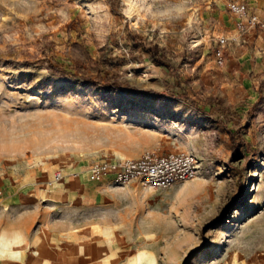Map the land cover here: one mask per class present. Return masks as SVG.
<instances>
[{
    "label": "rangeland",
    "instance_id": "374dc122",
    "mask_svg": "<svg viewBox=\"0 0 264 264\" xmlns=\"http://www.w3.org/2000/svg\"><path fill=\"white\" fill-rule=\"evenodd\" d=\"M236 3L264 17V0H0V264H264V32L236 31ZM145 151L199 173L48 186Z\"/></svg>",
    "mask_w": 264,
    "mask_h": 264
},
{
    "label": "built area",
    "instance_id": "2783aa9c",
    "mask_svg": "<svg viewBox=\"0 0 264 264\" xmlns=\"http://www.w3.org/2000/svg\"><path fill=\"white\" fill-rule=\"evenodd\" d=\"M228 10L238 33L242 34L249 29L264 32V19L245 4H229ZM233 40L243 43L241 37L234 36ZM86 173L88 180L92 182L123 185L138 181L144 186L165 189L179 182L195 179L199 173V163L196 155L188 151L167 154L145 151L137 158L95 159L89 163ZM63 178L62 171L56 170L48 185L54 186Z\"/></svg>",
    "mask_w": 264,
    "mask_h": 264
},
{
    "label": "crops",
    "instance_id": "0c3cea01",
    "mask_svg": "<svg viewBox=\"0 0 264 264\" xmlns=\"http://www.w3.org/2000/svg\"><path fill=\"white\" fill-rule=\"evenodd\" d=\"M253 12H255V11H253ZM255 13H257V12H255ZM258 14V13H257ZM259 15V14H258ZM260 16V15H259ZM261 18H263L264 19V17H262V16H260ZM232 21H233V24H234V19H233V17H232ZM234 28H235V26H234ZM253 30H257V29H249L248 31H246V32H244V33H242V34H244L243 36L246 38V36H247V34H249L250 32H254ZM256 32V31H255ZM260 32H261V30H260ZM263 32V31H262ZM244 37H241L242 38V40H243V42L245 41V38ZM259 37H261V35L259 36ZM236 44H241L240 42H236ZM168 98H170V99H176V100H181L180 98H175V97H171V96H168V95H166ZM89 165V164H88ZM88 165H87V167H88ZM87 167H86V169H87ZM86 169L84 170V171H81V170H79V169H74V170H72V171H70V172H62L63 174H64V178H63V180L60 182V183H62L65 179H67V177H71V178H73V179H77V180H80V181H85V182H90V183H93V184H97V185H100V184H107V183H97V182H92V181H89L88 180V178H87V173H86ZM52 177V176H51ZM51 179V178H50ZM57 184H59V183H57ZM56 185V184H55ZM49 186V185H48ZM53 187V186H52ZM13 190H11V194H15V191H14V193L12 192ZM6 239V238H5ZM0 245H1V243H0Z\"/></svg>",
    "mask_w": 264,
    "mask_h": 264
},
{
    "label": "bare ground",
    "instance_id": "6f19581e",
    "mask_svg": "<svg viewBox=\"0 0 264 264\" xmlns=\"http://www.w3.org/2000/svg\"><path fill=\"white\" fill-rule=\"evenodd\" d=\"M16 241V239H14L13 241H6V244L3 246V249H7L10 245H12L14 242ZM18 242V241H17Z\"/></svg>",
    "mask_w": 264,
    "mask_h": 264
},
{
    "label": "trees",
    "instance_id": "16d2710c",
    "mask_svg": "<svg viewBox=\"0 0 264 264\" xmlns=\"http://www.w3.org/2000/svg\"><path fill=\"white\" fill-rule=\"evenodd\" d=\"M152 57L154 58V54L152 55ZM156 61H157L159 64L162 62V60H161L160 58H156ZM231 135H233V134H231ZM232 138H233V136H232Z\"/></svg>",
    "mask_w": 264,
    "mask_h": 264
}]
</instances>
